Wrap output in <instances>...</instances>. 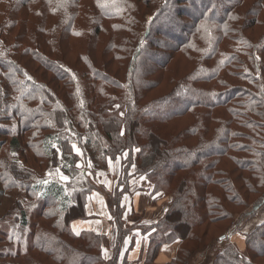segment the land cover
Returning <instances> with one entry per match:
<instances>
[{
    "label": "trees",
    "instance_id": "obj_1",
    "mask_svg": "<svg viewBox=\"0 0 264 264\" xmlns=\"http://www.w3.org/2000/svg\"><path fill=\"white\" fill-rule=\"evenodd\" d=\"M247 1L0 0V145L13 122L19 153L3 169L19 171L27 203L36 196L58 232H29L19 264L115 263L102 237L70 231L95 187L73 144L102 162L126 153L125 175L170 195L142 230L144 264L173 242L170 264H192L214 242L224 244L209 264H264V223L241 234L264 205V0ZM49 157L66 184L44 173ZM52 204L62 220L45 214Z\"/></svg>",
    "mask_w": 264,
    "mask_h": 264
},
{
    "label": "rangeland",
    "instance_id": "obj_2",
    "mask_svg": "<svg viewBox=\"0 0 264 264\" xmlns=\"http://www.w3.org/2000/svg\"><path fill=\"white\" fill-rule=\"evenodd\" d=\"M253 1L254 0H248L247 7H250ZM261 18L264 20V13H262V15L259 16V19ZM164 22L169 23V20L165 19ZM261 31L262 30L259 28L254 29V31L251 30L248 38L255 40L257 37L254 36V33L257 35H260ZM182 64L183 62L181 61V65ZM242 75L243 76L249 75L250 76L249 79L253 78L251 73L249 74L243 73ZM240 78H243V77H240ZM249 79H247V81L243 83V85H247ZM12 124L13 122H11V129H14V130L10 132L9 136L4 141V144L0 145V220L3 219V221L0 222V264H19V261H20L19 252L25 251L26 240H29V242L31 243L35 240L34 237L29 236L30 234L29 232L32 231L33 233L37 235L40 234L41 232H44L47 234L48 237L50 236L51 239L54 237V235L56 236L58 234V232L55 229L48 230L47 229L48 224L45 222V220L40 219L38 217L39 211H40L39 209H41L42 205L41 203H38V202L36 203V196H32L31 199H29L32 202L29 201V203H27L28 199L26 196H29L30 194L26 195L27 193L25 189L21 187H20L21 189H19V180L23 179V176L19 174V171L13 168L3 169L4 167H11L12 164H15L13 161H11V158L13 157H15L16 165L19 164V153H17L18 154L17 155L15 152V149L17 146L13 144L11 145L10 143L11 139L15 136V133H16V128H14L15 125H12ZM77 149L79 150L80 155H78V160L75 165L78 168L85 169L87 172V175L88 174L91 175V174H94V172L97 173L99 170H103V168L106 167L108 160H114V161H111L112 165L110 166L111 167L110 171L122 174L121 182L126 180L127 178H128L127 181L130 178H133V177H130L132 176V173H133L132 169H129L125 175L124 168L126 166L125 165L126 153L116 156L115 158L106 157L102 162L91 146H87V148L84 150L86 153H84L80 147H78ZM17 151L19 152V149ZM49 158H50V161L47 167L44 168V173L49 174L51 178H48V179H54L63 185L66 184L67 180L65 181L60 178L61 176L66 177L67 176L65 175L66 172L64 171L62 172L59 170L58 167L56 168L55 166L51 165L53 161L51 157ZM36 161L39 162L38 160ZM11 178H15L16 185L10 187L8 184V181ZM92 183L95 186L92 191L102 193V195L107 200V203L111 205V207L108 205L109 210H111L112 212V215L111 214L110 215H111V218L113 217V223H117L121 219L120 215L123 213V210L117 205L121 197L118 196V193H115L116 195L114 194L111 195L107 191L106 193L105 191H101V189L97 190L98 186L94 182ZM124 183L125 182H123V184ZM22 184L25 185L24 183ZM151 187L153 188V192H158L157 190H154L153 185H151ZM165 196L169 198V202H170V199H171L170 195L167 194ZM169 202H168V205H169ZM23 208L24 210L27 209V211H29L28 212L29 215H28V218L25 224H22L19 221L21 209ZM45 214L51 215L55 217L56 219L62 220V216L58 215L56 209L53 208V204H52L51 210H46ZM262 223H264V205L259 208L256 216L245 224V226L242 229L241 234L242 235L250 234L257 226L261 225ZM49 224L51 225L50 222ZM60 224L62 225V227L66 225V223L63 221H60ZM121 229L122 228L119 227L117 231V235H116L117 242L123 239L124 237L123 234H128L127 231H122ZM70 231L72 232L71 228H70ZM229 232H230L229 229L224 231V235L228 237L227 241L234 244L236 248L241 252V254H243L246 257L247 253L245 251L244 246L241 248L239 245V241H242V244H243L242 236H238V235L231 236V233ZM211 234L215 236L216 234L217 235L220 234V232L215 229L211 231ZM229 234L230 236H228ZM79 235H75V236H79ZM100 237L104 239V245H103V248H104L105 246L108 245L107 239L103 236H100ZM235 240L237 241L235 242ZM176 243L178 244V242ZM223 244L224 243H218V242L212 243L206 250H204V252L199 253L194 258V261L192 264H209L212 261L215 255V252L217 250L222 249ZM113 254H114V251H113ZM35 256L37 257L38 254H36Z\"/></svg>",
    "mask_w": 264,
    "mask_h": 264
},
{
    "label": "crops",
    "instance_id": "obj_3",
    "mask_svg": "<svg viewBox=\"0 0 264 264\" xmlns=\"http://www.w3.org/2000/svg\"><path fill=\"white\" fill-rule=\"evenodd\" d=\"M110 161L114 160H108L103 170L88 175L90 181L98 186L97 190L107 191L111 195L118 193L121 198L117 205L123 210L121 219L113 223L107 200L102 193L92 191L84 206L85 218L72 220L70 228L75 235L91 232L105 237L108 245L103 248V257L106 261L113 259V248L116 247L114 264H144L147 257L148 238L142 230L152 227L163 218L168 208L169 198L161 192H153L145 176L134 175L133 168H131L133 173L130 176L133 178L128 181L127 178L121 182L122 174L110 171ZM119 227L128 234H123V239L117 242L116 235ZM177 245L175 242L161 247L154 264H170L175 258ZM239 245L241 248L244 246L242 241H239Z\"/></svg>",
    "mask_w": 264,
    "mask_h": 264
},
{
    "label": "snow or ice",
    "instance_id": "obj_4",
    "mask_svg": "<svg viewBox=\"0 0 264 264\" xmlns=\"http://www.w3.org/2000/svg\"><path fill=\"white\" fill-rule=\"evenodd\" d=\"M121 134H123V133H121ZM72 149H73V151H75L76 153H77V155H80V152H79V150L77 149V147H76V145L75 144H73L72 145ZM110 163V166H111V161L109 162ZM62 180H67V177H64V176H61L60 177Z\"/></svg>",
    "mask_w": 264,
    "mask_h": 264
}]
</instances>
